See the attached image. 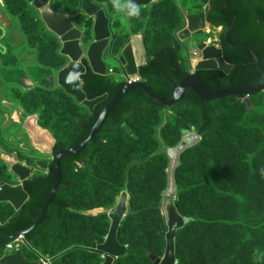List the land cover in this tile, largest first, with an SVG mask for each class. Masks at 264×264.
<instances>
[{"label": "rangeland", "instance_id": "obj_1", "mask_svg": "<svg viewBox=\"0 0 264 264\" xmlns=\"http://www.w3.org/2000/svg\"><path fill=\"white\" fill-rule=\"evenodd\" d=\"M81 1L52 0V7L71 15L76 28L82 32V47L87 56L88 48L94 41L95 20L82 11ZM93 1L102 6L112 21L114 43L110 55L113 60L109 59L108 68L115 72L110 77L114 83H126L121 65L114 59L119 57V53L134 34L143 36L147 61L153 51L173 44L178 50L181 62L185 63L186 54L197 51L199 44H210L216 41L218 36L214 45L221 46V37L227 33L225 26L217 29L209 26L210 29L181 40V20L177 5L181 12L185 10L186 13L196 15L206 10L199 0H160L141 8L139 18L116 12L111 0ZM33 2L34 0H24V5L34 10ZM30 13V10L22 8L18 17H13L7 10L5 0H0V34L3 36L0 39V186L3 183L17 185L19 182L12 173V167L3 158L6 153L17 156L21 162L31 166H35L38 161L51 163L54 146L68 148L78 131V123L87 119L90 113L66 96L58 86L57 75L68 64V59L60 54L62 43L54 34L49 35L50 32L45 26L32 23ZM134 28L139 29V32L134 33ZM25 31L29 33L31 47L27 44ZM33 49L41 50L43 62L55 69L48 71L33 63L30 60L34 54ZM36 90H42V97L39 99L41 104H38L37 100L33 109L34 115L25 113L22 124H15L18 114L23 115L20 111V108H23L19 102L20 98ZM54 92H57L61 106L53 102L49 94ZM47 99L51 101L52 107L46 106ZM215 104L220 111L215 127L203 135L202 144L206 145V149L194 152L190 159L197 161L203 152H216L210 143L214 142L223 129L233 130L228 133L232 139L238 137L240 140L242 134L244 138L248 137L247 143L252 140L251 144L246 145H242L240 140L239 170L221 169L224 165L220 166L217 161L211 164L210 187L223 196L224 205L229 203L236 214L230 213L225 221L220 210L215 208L211 219L190 222L178 231V264H244L247 251L254 244L264 242V187L257 181L264 167V92L251 97L250 107L244 101L232 97L216 101ZM28 119L33 120V127L35 124L44 134L53 137L50 149L47 139L43 150L38 141L25 131L30 123ZM124 121L122 127L107 125L101 134L103 142L100 145L88 146L83 155L84 163L68 167L66 174L73 184L70 187H61L59 197L69 203L70 209L49 208L48 213L53 217V222L45 226V234L51 237L58 235L57 237H61L58 239L67 242L75 241L68 249L83 247L85 243L97 244L106 238L110 229L108 213L117 205L121 194L126 192L127 211L121 222L118 238L129 251L126 257L116 260L115 264H154L149 256L144 254V249L150 246V253L159 257H164L166 253L167 240L163 235L169 230L165 210L168 175H160L157 181L151 184V189L150 184L145 190L140 189L141 192L151 194L153 201L150 200L147 206H133L132 192L133 196L140 197V187L130 185V170L133 166L159 158L160 155H166L164 162L169 167L171 161L167 154L172 146L166 142L164 134L176 137L183 129L182 139L185 133H198L202 123L201 114L195 106L177 105L162 110L143 105L135 114L126 116ZM121 135L128 136L133 141L158 146V150L147 159L137 160L126 167L124 181L118 176L116 164L109 161L111 150L116 148V143L123 138ZM232 150L233 147L228 148L223 155L230 154ZM45 172L33 169V178L45 175ZM222 190L230 192L224 194ZM182 193L183 191H178L176 202ZM0 208H4L5 214L10 213L6 204ZM207 226H210L217 242L209 240L204 245L196 244L191 234L199 229L204 230ZM123 236L127 238L126 241ZM39 239L42 241L45 237ZM38 245L40 243L37 247ZM21 251L31 255L25 245ZM0 252L9 255L15 251L11 252L4 247ZM101 263L99 261V264ZM90 264H94V261Z\"/></svg>", "mask_w": 264, "mask_h": 264}, {"label": "trees", "instance_id": "obj_2", "mask_svg": "<svg viewBox=\"0 0 264 264\" xmlns=\"http://www.w3.org/2000/svg\"><path fill=\"white\" fill-rule=\"evenodd\" d=\"M161 1L163 2L165 0ZM5 3L7 10L13 17H18L20 9H28L31 12V22L37 24V26H45L40 19L38 10L35 8L33 10L28 5H24V0H5ZM27 6L30 9L27 8ZM177 9L181 20V28L183 24L182 12L178 5ZM208 22L216 28L222 26L227 28V33L222 36L221 45L224 49L227 62L234 65V70L230 75L218 70L198 72L197 74L202 78L205 86L210 91L217 92L232 87L249 86L261 82L263 79V73L260 68L254 64L255 58L252 50L256 51L260 56L262 59V66L264 67V0H214L208 12ZM138 30L134 28V33L139 32ZM52 34L53 33L51 32L49 33V35ZM0 35L1 39L3 36L2 34ZM24 35L27 38L28 46L31 47L29 33L25 31ZM33 51L36 53L41 67L46 70L55 69L43 62V53L41 50L33 49ZM185 60V63L181 62L176 46L168 44L152 52L147 64L140 68L139 74L146 85L149 86L156 95L163 99H169L171 95H173L172 93H174L173 90H175V87L190 74L188 58L186 57ZM83 63L87 67V73L82 77L83 92L86 94L87 99L89 101H94L106 95L108 96V99L98 105L93 114L89 113L87 119L78 123V131L69 147L78 145L88 136V134H90L100 115L112 102L116 93L125 85V83L112 82L113 80L108 76H101L93 73L88 66V62L84 60ZM36 91L27 93V95L22 96L19 101L20 105L24 108V112L28 115H34L35 112L33 109L36 106L37 100L38 104H41L39 99L42 97V90ZM49 94L52 97L53 102H57V105H62L60 99H57V92ZM45 95L47 94H43L44 97H48ZM54 98L56 99L54 100ZM45 101L48 103L46 106L49 108L51 101L48 99ZM215 102L216 101H203L192 89H190L188 90L185 99L178 105L185 107L195 106L199 109L202 123L198 133L203 136L208 134L215 127L216 117L220 111V108ZM143 105L156 109L162 108V110L163 108H166L153 103L144 91L140 89L132 90L112 110L107 121L103 125L101 132L90 144L100 145L103 142L101 134L107 125L112 124L117 127H122L125 122V117L135 114ZM52 106L53 105H51V107ZM81 108L85 109L84 107ZM226 127L229 126L226 125ZM182 131L183 129L176 137H172L171 134H164L169 146L175 147L181 142ZM231 131L233 130H221L214 142L210 143V146L214 148L216 152H212L211 150L210 152H203L199 160L192 161V154L194 152H200L206 147V145L202 144V141L198 146L187 150L181 157V165L177 170L176 180L178 191H183V193L176 202V206L184 217L190 219V222L206 220L208 218L211 219L212 211L215 208L220 210L221 215L225 217V221H227V217H229L230 213H235L229 203L224 205L225 200L223 199V196L217 190H213L210 187L211 164L217 161V164H220V166L224 165L221 169H225L226 171H230L228 170L230 168L231 171L232 169L234 171L239 170L240 140L242 145L251 144L252 142L251 140L250 143H247L248 137L244 138L242 134L240 135V140L238 137L235 139L230 138L228 133ZM234 135L236 136V134ZM88 146L77 154L64 156L61 159V184L58 194L53 199L49 208L52 207L56 210L70 209L69 203L59 197L60 189L63 186H72L73 183L66 174L67 169L76 163H84L83 155L88 149ZM115 146L117 147L111 150L112 152L110 153L109 161L112 164H116L115 168H117L118 176L120 175L119 178L122 179V181L125 180V169L128 165L134 164L137 160L143 161L158 150L156 144L133 141L128 136H123ZM230 147H233L234 150H232L230 154L226 153L227 155H223L224 151ZM60 148L63 147L55 145L53 150ZM165 156L166 155H160L159 158L133 166L130 170V185L132 184V186L135 185L140 187V191V189L145 190L150 184L149 187L151 189V184H154L160 175H168L169 167L168 164L164 162ZM51 171L52 168L50 167L49 174L34 177L24 183V189L29 194V201L19 213H16L12 207H9V221L5 225L0 226V234H15L23 231L38 219L43 205L53 187V179L50 174ZM257 181H259V184L264 187V167L261 171V177H258ZM222 191L224 194L230 192L228 190ZM132 197L133 200L131 202L133 206L140 204L142 206H147L150 200L153 201L154 199V197L148 192L141 191L140 197L133 196V192ZM52 221V216L47 213L41 225L34 232H31L24 237L25 241L29 244L34 243L36 232L40 227L48 225ZM96 229L98 230L99 226H97ZM57 236L58 235L51 237L46 235L44 236L45 239L40 242L38 247L37 244H35V247L41 251L43 255H48L52 259H55V264H90L92 260L94 261V264H99V261L101 263L99 255L88 253V250L83 249L86 247H93L95 244L88 245L85 243L83 244V248L68 249L75 244V241L67 242L63 239H58L61 237ZM191 238L194 239L198 245L207 244L209 240H215V242H217L216 237L211 232L210 226H207L204 230L199 229L198 232L195 231L191 234ZM123 239H125L124 241L127 240L124 236ZM11 242L12 241L8 240H0V249L7 247ZM144 251L147 252H144V254L148 256V253L152 252V248L146 246ZM243 263L264 264V242H261L258 245L254 244L252 248L247 251V256Z\"/></svg>", "mask_w": 264, "mask_h": 264}, {"label": "water", "instance_id": "obj_3", "mask_svg": "<svg viewBox=\"0 0 264 264\" xmlns=\"http://www.w3.org/2000/svg\"><path fill=\"white\" fill-rule=\"evenodd\" d=\"M160 0H133L139 8L148 7ZM206 7V10L196 14L188 15L185 18V26L180 30L181 40L191 38L194 34L205 31L208 26L214 27L208 22V12L214 0H199ZM34 8L38 10L40 19L46 29L57 36L62 47L60 54L68 59V64L57 75V84L66 95L73 98L75 102L87 109L93 114L95 108L108 99V96L89 101L83 92L82 77L87 73V67L83 61L88 62V66L93 73L107 76L106 56L111 58L110 50L113 47L114 39L112 34V21L105 14L101 5L93 0H82L81 9L89 17L94 18V41L90 45L85 56V49L82 47V32L76 28L71 15L52 7V0H34ZM222 39V37H221ZM198 50L202 53V59L197 62L195 72L189 74L179 85L175 87L173 95L169 99H163L156 95L153 90L146 85L144 81H134L126 83L118 91L112 102L106 107L100 115L97 123L88 136L78 145L68 148L53 150L51 163L38 161L35 166L24 164L17 156L4 155V160L12 167V173L18 178L17 185L3 183L0 186V204H10L17 213L21 212L24 205L29 201V194L24 189V183L33 178L32 171H49L52 168L51 177L53 179L52 190L46 199L41 214L38 219L28 228L15 234H0V240L15 241L27 234L34 232L44 221L53 199L57 196L61 184L60 161L64 156H70L83 151L92 142V140L101 132L108 116L117 104L129 94L132 90L140 89L144 91L151 101L159 106L166 108L174 107L180 104L186 97L188 90L192 89L203 101L213 102L230 97H236L251 106V97L264 92V67L262 59L256 51L254 54V64L257 65L263 73L261 82L249 86L232 87L225 90L213 92L203 83L202 78L197 74L200 71L218 70L230 75L234 70V65L227 62L222 46L207 45L201 43ZM112 59V58H111ZM113 60V59H112ZM116 60L121 65L125 75L129 77L138 76L141 67L147 64V54L145 51L143 36L141 34L132 35L128 43L123 47ZM203 141V136L196 132L185 133L181 142L168 149L170 166L168 171V188L165 193L167 204L165 205L166 219L169 230L164 233L167 240L166 253L163 258H158L151 254L150 258L156 264H178L176 237L178 231L184 229L190 222V219L184 217L176 206L178 194V185L176 173L181 165L182 155L189 149L198 146ZM128 194L123 192L117 205L108 213L111 220V226L106 240L94 248L86 250L99 254L104 257L103 264H115L116 260L128 255V247L122 245L118 240V230L124 215L127 211ZM1 226V225H0ZM29 249L30 244L25 241ZM34 251V250H32ZM35 252V251H34ZM54 259H40L39 261H30L23 251L6 255L0 258V264H51Z\"/></svg>", "mask_w": 264, "mask_h": 264}, {"label": "crops", "instance_id": "obj_4", "mask_svg": "<svg viewBox=\"0 0 264 264\" xmlns=\"http://www.w3.org/2000/svg\"><path fill=\"white\" fill-rule=\"evenodd\" d=\"M141 9V8H140ZM183 11H185V10H183ZM186 13V12H185ZM187 15L188 14H190V13H186ZM206 44H208V43H206ZM208 45H210V44H208ZM214 45V44H213ZM188 52V51H187ZM34 54H33V56L30 58V60H32V62L33 63H35L36 65H39V62H38V58H37V55H36V53L35 52H33ZM66 67V66H65ZM15 68V67H14ZM14 68H12V69H14ZM109 69V68H108ZM49 71V70H48ZM50 71H52V70H50ZM52 79V78H51ZM50 80V79H49ZM29 86V85H28ZM30 87V86H29ZM20 111L23 113V115L21 114H18V117H16V123L15 124H19V125H21L22 123H21V120H23L24 119V115H25V112H24V109L23 108H20ZM26 118H30L29 116L27 117L26 116ZM27 121H30V123H29V125H28V128L26 127L25 128V131L29 134V136L31 137V138H33L34 140H36V141H38V143H39V146L41 147V148H44L45 146H44V144H43V140L44 139H47V141H48V149H50V147H51V145H52V143H53V141H54V139H53V137L51 136V135H48V134H44L43 133V131L40 129V128H38V126H36L35 124H34V127L32 126V124H33V120H30V119H28ZM25 126H26V123H25ZM3 150V149H2ZM43 150H45V148L43 149ZM3 204H0V206H2ZM6 205H8L9 207H12L13 208V206L12 205H10V204H6ZM14 209V208H13ZM15 210V209H14ZM16 212V211H15ZM17 213V212H16ZM53 218V217H52ZM9 221V216L7 215V214H5V211H4V208L3 209H1L0 208V225L1 226H3V225H5L7 222ZM53 222V221H52ZM51 222V223H52ZM50 224V223H49ZM45 226L46 225H44V226H41L40 227V229L36 232V236H35V239H34V243H32V244H30V247L32 248V249H30L29 250V252L31 253V255L30 254H26V253H24V251H23V253H24V256L28 259V260H30V261H39L40 259H42V257L43 258H45V259H47V260H50V259H52L51 257H49L48 255H43L42 253H41V251H39L36 247H35V244H38V243H40L41 242V238L39 239V237H44L46 234V232H45ZM20 243V242H19ZM16 245H18L17 243H16ZM21 245V244H20ZM27 247V246H26ZM19 248V249H18ZM18 248H15V250H12L11 252H13V251H15V252H13V253H16V251H19V250H23L24 249V245H21L20 247H18ZM32 250H34V251H32ZM13 253H11V254H13ZM0 258H2V257H4V256H6V255H8V254H2L1 252H0ZM51 264H55V259L52 261V263Z\"/></svg>", "mask_w": 264, "mask_h": 264}, {"label": "clouds", "instance_id": "obj_5", "mask_svg": "<svg viewBox=\"0 0 264 264\" xmlns=\"http://www.w3.org/2000/svg\"><path fill=\"white\" fill-rule=\"evenodd\" d=\"M111 4H112V6H113V9L116 11V12H118V13H123V14H126V15H128L129 17H135V18H139L140 17V15H141V10H140V8H139V6L137 5V4H135L134 2H133V0H111ZM184 15H185V18L188 16V15H190V14H186L185 13V11H183L182 10V21H183V24H182V27H184L185 26V18H184ZM210 26V25H209ZM208 26V27H209ZM181 27V28H182ZM180 28V29H181ZM212 28V27H211ZM208 29H210V28H208ZM207 29V30H208ZM212 29H217L216 27H213ZM210 45H213V44H210ZM216 46H218V45H216ZM220 46V45H219ZM222 46V45H221ZM195 52H199L200 54H201V58H200V60L202 59V53L199 51V50H197V51H194V52H192V53H189V54H186V57L187 58H189V57H191V56H193V54L195 53ZM200 60L198 61V62H200ZM197 64V63H196ZM196 64H195V66H194V68H192L193 70H192V72H190V74L191 73H194L195 72V67H196ZM191 66V65H190ZM190 69V68H189ZM107 71H108V68H107ZM107 76H108V74H107ZM108 77H111V76H108ZM141 77V76H140ZM142 81H143V79H142ZM126 84V83H125ZM259 95V94H258ZM255 96H257V95H255ZM54 149V148H53ZM46 172H48V174H49V171L47 170ZM46 172H45V175H46ZM12 242H14V241H12ZM11 242V243H12ZM24 242H25V238H24ZM24 245L25 246H27L26 245V243H24ZM27 248H28V246H27ZM6 249H7V247H6ZM29 249V248H28ZM30 250V249H29ZM20 251V250H19Z\"/></svg>", "mask_w": 264, "mask_h": 264}, {"label": "built area", "instance_id": "obj_6", "mask_svg": "<svg viewBox=\"0 0 264 264\" xmlns=\"http://www.w3.org/2000/svg\"><path fill=\"white\" fill-rule=\"evenodd\" d=\"M184 18H185V15H184ZM200 58H201V54H200L199 52H195V53L193 54V56H191V57L188 58L190 72H192V70H193L192 68H194L195 64L200 60ZM190 65H191V66H190ZM114 73H115V72H114L113 69H108V71H107L108 76L114 75ZM122 75H123L124 78L126 79V83H132V82H134V81H142V78L140 77V75H138V76H134V77H129V78L125 75V72H123ZM46 174H48V172H46ZM18 242L25 243V242H24V238L21 237V238L15 240L14 242L8 244V245H7V250L11 251L10 249H13L14 245H15L16 243H18ZM18 246H20V245H18ZM18 249H19V248H18Z\"/></svg>", "mask_w": 264, "mask_h": 264}, {"label": "flooded vegetation", "instance_id": "obj_7", "mask_svg": "<svg viewBox=\"0 0 264 264\" xmlns=\"http://www.w3.org/2000/svg\"><path fill=\"white\" fill-rule=\"evenodd\" d=\"M111 221V220H110ZM110 226H111V222H110ZM120 229V228H119ZM110 230V229H109ZM108 233H109V231H108ZM108 235V234H107ZM118 235H119V230H118ZM106 238H107V236H106ZM106 238L104 239V240H101V241H99L97 244H95L93 247H86V248H83V249H87V248H94L95 246H97L98 244H102L105 240H106ZM118 240H119V238H118ZM128 251H129V249H128ZM88 253H92V254H96V253H93V252H88ZM151 254H154V253H150V254H148V256H149V258H150V255ZM96 255H99V254H96ZM154 255H156V254H154ZM100 256V258H101V260H102V263L101 264H103L104 263V257H102L101 255H99ZM158 258H163V257H159L158 255H156ZM120 259V258H119ZM118 259V260H119ZM151 259V258H150ZM152 260V259H151ZM152 262L154 263V264H156L155 263V261L154 260H152Z\"/></svg>", "mask_w": 264, "mask_h": 264}, {"label": "bare ground", "instance_id": "obj_8", "mask_svg": "<svg viewBox=\"0 0 264 264\" xmlns=\"http://www.w3.org/2000/svg\"><path fill=\"white\" fill-rule=\"evenodd\" d=\"M217 40H218V36L216 37V41H217ZM216 41H212V43H210V44H214V42H216ZM207 45H208V44H207ZM106 57H107V58H106V64L108 65V61H109L110 58L108 57V55H107ZM43 144H44V145L46 144L45 139L43 140ZM17 244H18V245H20V244H21V245H24V243H22V242H20V243L18 242ZM18 245L15 244L14 247H13V249H10V250H11V251H12V250H15V248H18V247L21 246V245H20V246H18Z\"/></svg>", "mask_w": 264, "mask_h": 264}]
</instances>
